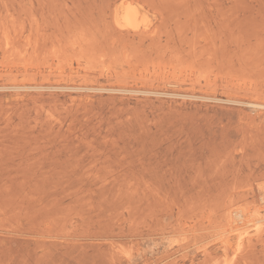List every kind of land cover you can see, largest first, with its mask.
<instances>
[{"label": "rangeland", "instance_id": "374dc122", "mask_svg": "<svg viewBox=\"0 0 264 264\" xmlns=\"http://www.w3.org/2000/svg\"><path fill=\"white\" fill-rule=\"evenodd\" d=\"M120 1L0 0V264H264V0Z\"/></svg>", "mask_w": 264, "mask_h": 264}, {"label": "bare ground", "instance_id": "6f19581e", "mask_svg": "<svg viewBox=\"0 0 264 264\" xmlns=\"http://www.w3.org/2000/svg\"><path fill=\"white\" fill-rule=\"evenodd\" d=\"M122 1V0H121ZM120 1V2H121ZM126 1V0H125ZM135 5V4H134ZM134 5H132L130 2H123L122 4H121V10H120V15H119V19H120V23L122 24V25H124L125 27L127 26V27H130V29L132 30V28L133 29H136V28H138L141 24H144V19L141 21V20H139V10L137 9V8H135L136 6H134ZM119 7H120V5H119ZM119 10V9H118ZM189 14V13H188ZM143 16V15H142ZM116 18V17H115ZM116 22V21H115ZM117 24H118V22H116ZM147 23H148V21H147ZM150 24H151V22H150ZM149 24V25H150ZM147 28V27H146ZM144 29V28H143ZM143 29H142V32H143ZM2 30V29H1ZM181 30V29H180ZM5 37V36H4ZM13 39V38H12ZM219 42V41H218ZM6 43V42H5ZM7 43H9V41L7 40ZM189 43H190V41H189ZM191 44V43H190ZM221 44V43H220ZM5 45H7V44H5ZM13 46V45H12ZM17 46V45H16ZM8 47V46H7ZM102 48H104V47H102ZM1 53V52H0ZM215 55V54H214ZM59 56V55H58ZM124 56V55H123ZM91 57V56H90ZM35 58V57H34ZM71 58V57H70ZM91 58H93V57H91ZM95 58V57H94ZM86 59H88V58H86ZM25 60H27V59H25ZM94 60V59H93ZM161 60V59H160ZM165 61V60H164ZM32 62V61H31ZM23 63V62H22ZM190 63V62H189ZM192 64V63H191ZM92 65V64H91ZM172 65V64H171ZM195 65V64H194ZM193 65V66H194ZM155 66H157V65H155ZM192 66V65H191ZM197 66V65H196ZM178 69V68H177ZM188 70H189V68H188ZM165 71V70H164ZM210 71V70H209ZM173 75H174V73H172ZM171 74V75H172ZM239 207V206H238ZM240 209V208H239ZM235 210H236V208H235ZM230 211H231V209H230ZM229 211V212H230ZM240 211H242V210H237V212H240ZM244 211V210H243ZM232 212H234V209L232 210ZM231 212V213H232ZM229 216V215H228ZM240 217V216H239ZM243 217V216H242ZM232 219V218H231ZM233 220V219H232ZM231 221V220H230ZM236 222V221H235ZM230 224V223H229ZM235 227V226H234ZM236 228V227H235ZM239 234V233H238ZM230 243V242H229Z\"/></svg>", "mask_w": 264, "mask_h": 264}]
</instances>
